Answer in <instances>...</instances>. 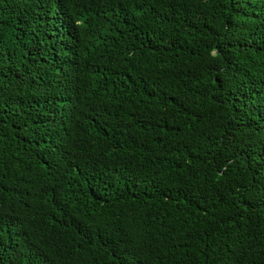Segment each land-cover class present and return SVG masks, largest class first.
I'll use <instances>...</instances> for the list:
<instances>
[{"label":"trees","instance_id":"1","mask_svg":"<svg viewBox=\"0 0 264 264\" xmlns=\"http://www.w3.org/2000/svg\"><path fill=\"white\" fill-rule=\"evenodd\" d=\"M0 264H264V0H0Z\"/></svg>","mask_w":264,"mask_h":264}]
</instances>
